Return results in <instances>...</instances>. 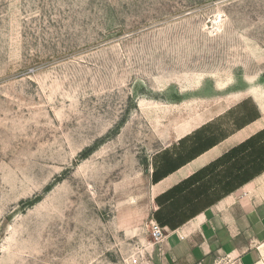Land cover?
<instances>
[{"label": "rangeland", "instance_id": "rangeland-1", "mask_svg": "<svg viewBox=\"0 0 264 264\" xmlns=\"http://www.w3.org/2000/svg\"><path fill=\"white\" fill-rule=\"evenodd\" d=\"M238 171L264 201V0H0V264H130Z\"/></svg>", "mask_w": 264, "mask_h": 264}, {"label": "crops", "instance_id": "crops-1", "mask_svg": "<svg viewBox=\"0 0 264 264\" xmlns=\"http://www.w3.org/2000/svg\"><path fill=\"white\" fill-rule=\"evenodd\" d=\"M227 138L180 164L176 170L157 183ZM236 147L237 145L228 149L188 178L168 189L191 181L200 172L214 167V163L221 162L223 156L233 152ZM227 165H221L218 171H224ZM238 172L239 175L229 173L220 188L207 189L203 195L195 196V198L206 197L208 202L192 210L190 217L178 224L166 226L165 239L153 247L154 264H264V201H259L257 195L261 176L245 181L243 173ZM205 180L206 178L202 179L203 182ZM188 196L186 198H191Z\"/></svg>", "mask_w": 264, "mask_h": 264}, {"label": "bare ground", "instance_id": "bare-ground-1", "mask_svg": "<svg viewBox=\"0 0 264 264\" xmlns=\"http://www.w3.org/2000/svg\"><path fill=\"white\" fill-rule=\"evenodd\" d=\"M260 126L261 122L255 121L252 124L246 126L245 128L239 130L237 133L228 137L219 145L200 155L197 159L191 161L190 163L178 169L176 172L169 175L167 178L163 179L161 182H159L158 185H156L158 186L157 188L161 190L189 176L194 170L206 164L210 160L214 159L223 151H226L230 147L242 141L244 138L252 135L260 128ZM132 190L138 191L134 193V198L130 200L128 204L129 208L134 210L136 209L137 212H139L140 210H144L147 205L146 185L137 184L132 188ZM127 200H129V198ZM135 203H137V206L135 205ZM130 217H134V214L132 213Z\"/></svg>", "mask_w": 264, "mask_h": 264}, {"label": "built area", "instance_id": "built-area-1", "mask_svg": "<svg viewBox=\"0 0 264 264\" xmlns=\"http://www.w3.org/2000/svg\"><path fill=\"white\" fill-rule=\"evenodd\" d=\"M151 235L153 240L148 246H144L130 259V264H154V246L159 245L165 239L166 227L160 225L157 221H151Z\"/></svg>", "mask_w": 264, "mask_h": 264}, {"label": "trees", "instance_id": "trees-1", "mask_svg": "<svg viewBox=\"0 0 264 264\" xmlns=\"http://www.w3.org/2000/svg\"><path fill=\"white\" fill-rule=\"evenodd\" d=\"M205 145L204 144H198L197 145V147L195 146L194 147V149H193V151H192V153L193 154H190L191 156H192V158L194 157V156H196L197 154H199V153H201V152H204L205 150H207L208 148H210V147H207V149L204 147ZM212 146V145H211ZM191 158V159H192ZM185 163V162H184ZM175 163H173V165H174ZM183 164V163H182ZM178 166H180V165H178ZM178 166L176 167V168H174V169H172L171 171H169V172H167L164 176H166L167 174H169L170 172H172V171H174V170H176L177 168H178ZM174 167H175V165H174ZM156 175L158 176V174L156 173ZM163 176V177H164ZM162 177V178H163ZM158 180H160V178L158 179ZM157 180V181H158ZM174 188V187H173Z\"/></svg>", "mask_w": 264, "mask_h": 264}]
</instances>
